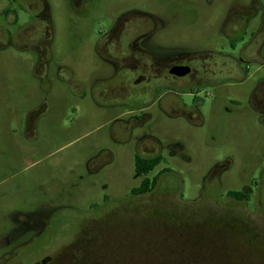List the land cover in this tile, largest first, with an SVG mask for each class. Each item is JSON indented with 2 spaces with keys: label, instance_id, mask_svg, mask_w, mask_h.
<instances>
[{
  "label": "rangeland",
  "instance_id": "rangeland-1",
  "mask_svg": "<svg viewBox=\"0 0 264 264\" xmlns=\"http://www.w3.org/2000/svg\"><path fill=\"white\" fill-rule=\"evenodd\" d=\"M39 1L0 0V255L30 264L71 239L88 207L108 197L109 219L102 223L98 211L89 227V251L108 254L104 264H264V115L246 102L263 71L241 86L206 89L211 106L200 124L153 107L136 126L141 112L105 110L90 99L93 68L101 69L92 55L99 23L74 0H44L50 21L43 22ZM224 8L206 14L203 32L217 34ZM196 49L230 52L214 40ZM139 138L182 149L150 173L154 190L133 198ZM243 192L247 201L228 195ZM44 210L58 218L48 231L7 244L19 215Z\"/></svg>",
  "mask_w": 264,
  "mask_h": 264
},
{
  "label": "flooded vegetation",
  "instance_id": "flooded-vegetation-1",
  "mask_svg": "<svg viewBox=\"0 0 264 264\" xmlns=\"http://www.w3.org/2000/svg\"><path fill=\"white\" fill-rule=\"evenodd\" d=\"M220 3L225 8L218 21L219 30L215 35L207 34L202 31L206 14H217L216 7ZM74 5L77 11L86 8L90 18L101 26V30L93 34L92 41L93 59L101 69L93 68L89 88L90 99L98 107L141 112L143 122L136 121V126L151 118L145 112L153 107L166 109L165 114L176 111L189 123L200 124L204 118L203 108L211 106L210 100L203 95H206V89L217 90L226 84L241 86L248 83L256 71L262 70L263 76L248 91L246 102L264 115V9L259 0H74ZM39 6L41 11L36 17L49 22L46 2L40 0ZM256 17L260 18L257 27L254 24ZM178 23L193 27L183 31L181 27H173ZM183 35L189 39L199 36L200 39L183 41L180 38ZM201 40L208 45L214 40L216 45L227 47L230 52L199 51L196 48L203 44ZM229 102L237 103L232 99ZM31 117V112L24 114L23 127H27ZM140 138L134 161L159 159L163 162L167 156L172 157L182 149L179 144L164 146L156 139L147 145ZM86 168L92 172L90 161ZM152 171L137 172L134 166L139 184L129 191L128 197L149 194H143L141 187L146 181L157 179V176H150ZM242 195L241 200H237L239 196L232 199L247 201V193ZM108 206V197L103 198L101 207L90 205L88 215L76 223V233L71 239L60 242L57 248L30 264H104L108 254L96 256L89 251L94 238L89 227L100 221V217L94 216L98 211L103 212L99 214L102 223L109 219ZM54 212L44 210L19 215L21 220H16L7 244L21 241L22 245L28 239L41 236L50 229L53 220H58L54 218ZM85 241L89 243L86 246ZM14 258L18 257L5 252L0 255V264H16Z\"/></svg>",
  "mask_w": 264,
  "mask_h": 264
},
{
  "label": "trees",
  "instance_id": "trees-1",
  "mask_svg": "<svg viewBox=\"0 0 264 264\" xmlns=\"http://www.w3.org/2000/svg\"><path fill=\"white\" fill-rule=\"evenodd\" d=\"M160 163L162 162L159 159L150 160V161H142V162L137 159L136 161H134V166H135V169H137V172L139 170H143V173H145L147 171H152L154 168L160 165ZM156 184H157V179H154L153 182L146 181L141 187L143 194L152 192ZM228 195L236 199H237V196H239L240 199H237V200H241L244 198V195H242V193H229Z\"/></svg>",
  "mask_w": 264,
  "mask_h": 264
}]
</instances>
